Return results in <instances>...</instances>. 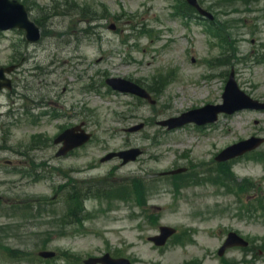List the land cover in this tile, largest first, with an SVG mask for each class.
Returning <instances> with one entry per match:
<instances>
[{
  "label": "rangeland",
  "instance_id": "374dc122",
  "mask_svg": "<svg viewBox=\"0 0 264 264\" xmlns=\"http://www.w3.org/2000/svg\"><path fill=\"white\" fill-rule=\"evenodd\" d=\"M24 1L34 14L38 7L63 0ZM211 1L201 0V4L206 7ZM76 3L87 10L92 7L98 15L104 13L94 42L92 33L82 38L83 26L75 11L69 10L73 20L71 14L49 16L42 27V43L36 47L37 58L43 56L36 61L31 58L12 76L16 89L28 93L33 101L2 124L7 104L16 97L0 96V145L6 147L0 152L15 163L29 162L32 172L31 177H22L0 170L1 194L19 205L0 207V264H78L73 256L84 258L105 251H120L137 264H184L193 258L198 264H264V159L257 160L249 152L232 166L214 160L218 151L239 139L264 137V111L220 115L217 122L201 128L185 124L167 130L157 123L205 103H220L227 71H233L240 89L264 101V0H215L216 19L226 21L220 27L218 21L210 25L194 15H179L180 0ZM110 24L115 30L109 29ZM79 34L80 43H68ZM22 37L16 31L0 35V65L9 64L16 50L25 52ZM48 48L51 56L46 55ZM51 62L62 65L60 73L44 78L32 74L34 65L54 72ZM157 74L166 81L163 89L151 93L154 103L113 92L105 84L106 77L120 76L138 80L147 88ZM88 85L91 89L85 88ZM19 102L25 101L20 98ZM53 108L59 110L52 113L58 114L56 118L44 115L43 110ZM79 120L86 122L93 141L70 156L55 157L52 137L63 124ZM140 122L144 126L139 131H124ZM129 147L142 149L137 160L124 164L119 159L100 161L108 151ZM256 150L264 152V143ZM184 166L188 168L185 175L161 174ZM234 177L239 184L244 177L253 182L244 184L245 189L237 194L218 186ZM124 179L118 185L125 186L122 192H140L145 205L138 208L126 198L116 199L119 196H113L110 203L104 199L108 195L101 199L96 195L97 190ZM80 186L84 191L79 206L85 204L93 215H84L81 226L78 214L70 216L69 201ZM52 223L58 224L52 227ZM160 223L175 226L179 235L158 250L147 235ZM229 230L248 237L253 251L231 247L218 256L217 249ZM184 234L186 240L178 239ZM7 245L20 248L24 256L7 257ZM41 248L56 250L58 258L38 257ZM61 250L67 257L61 256Z\"/></svg>",
  "mask_w": 264,
  "mask_h": 264
},
{
  "label": "water",
  "instance_id": "95a60500",
  "mask_svg": "<svg viewBox=\"0 0 264 264\" xmlns=\"http://www.w3.org/2000/svg\"><path fill=\"white\" fill-rule=\"evenodd\" d=\"M188 2L198 8V10L205 14L206 12L202 10L196 0H188ZM19 27L23 28L26 31L27 37L29 40H36L39 37L38 28L34 25L33 22L29 21L27 17L26 10L23 5H21L16 0H0V29L9 28V27ZM11 68H0V78L3 77L4 70H10ZM107 82L111 84L114 88L124 90V91H132L138 93L140 95H146L143 90L137 87L134 84L126 82L122 79H107ZM224 104L223 105H207L201 109L191 110L187 113L182 114L178 118L171 119L169 121H165L163 123H168L169 127L181 125L188 121H195L198 124H203L205 122H211L216 120L217 113L219 111H227L233 112L235 109H238L242 106L249 107H259L260 105L257 102L250 100L244 93L238 90L232 75L227 83L225 93L223 94ZM238 101V103H234ZM82 138L84 136L73 135L70 130L63 132L57 140L63 139L65 142V148L60 151V153H64L65 150L72 148L80 144ZM262 140L256 138H250L245 141H241L237 144H234L225 150H223L218 156V160H225L237 154H241L242 152L254 148L257 146ZM138 149H131L128 151L120 152L119 155L124 158V161L128 159H134L137 154H139ZM174 232V229L169 227H161L160 235L152 237V240L155 241L156 244H163L168 236H170ZM233 244L246 245L247 243L243 241L240 237H238L234 233H229L228 238L222 248L219 250V253L222 254L224 249L227 246ZM44 256H51V253H42ZM93 260L90 259L87 261L88 264H92Z\"/></svg>",
  "mask_w": 264,
  "mask_h": 264
}]
</instances>
